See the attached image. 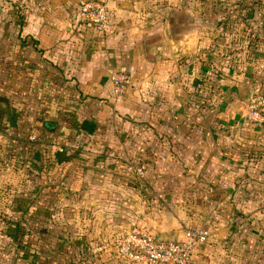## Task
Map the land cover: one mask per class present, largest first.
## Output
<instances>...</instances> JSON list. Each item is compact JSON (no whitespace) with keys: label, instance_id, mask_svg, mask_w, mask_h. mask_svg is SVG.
<instances>
[{"label":"crops","instance_id":"0c3cea01","mask_svg":"<svg viewBox=\"0 0 264 264\" xmlns=\"http://www.w3.org/2000/svg\"><path fill=\"white\" fill-rule=\"evenodd\" d=\"M2 6L9 8L0 11V179L21 171L40 185L42 214L54 203L71 224L81 217V253L94 255L95 245L136 221L182 239L191 224L185 212L146 217L137 197L97 174L109 162L94 160L96 149L111 146L103 129L109 114L127 124L151 119L164 142L158 148L168 154L151 160L167 167L158 175L160 196L189 185L205 201L207 219L217 215L197 264H264V223H236L247 212L263 216L254 202L253 190L264 188L252 174L256 163H249L247 183L224 170L243 167L250 144L253 155L264 153V129L244 117L248 99L264 93V0H118L109 4L103 34L80 23V0H0ZM115 74L131 81L121 98ZM146 89L154 105L142 113L136 97ZM114 131L110 137L127 127ZM101 136V144L79 145ZM137 157L132 163L146 167ZM257 165L264 175V157ZM186 168L194 175L182 177Z\"/></svg>","mask_w":264,"mask_h":264},{"label":"rangeland","instance_id":"374dc122","mask_svg":"<svg viewBox=\"0 0 264 264\" xmlns=\"http://www.w3.org/2000/svg\"><path fill=\"white\" fill-rule=\"evenodd\" d=\"M8 8L2 6L0 11H7ZM136 101L142 113L152 110L154 105L152 100H150L148 89L142 93L139 90ZM151 123L150 119L149 122L143 125L136 122L127 124L125 121L116 120L114 114H109V118L103 124V129L109 131L107 139L111 138V143L109 142L111 146L96 149L94 152L95 161L104 160L109 162L106 165V170H101L97 174H100L101 177L109 175L111 185L115 188H120L122 194L137 197L138 199L135 200V203L139 204L140 207L144 205L146 217H152L159 211L165 212V209L173 212L182 210L186 213L184 218L186 220L189 219V223H191L187 228L199 227L208 230V225H212L209 220L212 219V221L217 222V215L214 213V217L211 215L210 219H207V215L200 210L201 203L205 201L200 200L198 195H194L197 193L193 191L198 190V188L193 189L189 185L183 186L181 184L180 187L173 189V191H167L169 193H166L167 196L163 198L160 196V193L165 191L157 190L158 175H166L167 167L161 166L158 168V166L151 163V160L154 157L161 156L162 160H166L168 154H166V148H164L166 153L164 150L158 148L159 143L164 144V142L159 141V137L153 133L155 126ZM124 126L127 127V131L124 134L120 132L110 137V134L115 133L114 130L118 127L123 129ZM142 129H144V133H142ZM104 141H106V137L103 138L101 136L94 143L91 140L81 141L79 145L80 147L90 144L98 145ZM258 146L259 143L256 144V147ZM118 147L122 149L119 150ZM251 151L250 144V150L242 154L240 153V158H242L239 161L243 162L242 165L246 168L244 166H235L231 169L224 168V170L229 171L231 175L233 173L234 178H239L240 176L247 183L249 163L255 162L254 167L252 166L255 171L252 174L257 176V179L261 178L262 181H260L261 179L259 181L264 185L263 167L257 165V161L263 160L264 153L256 150V154L253 155ZM139 154L143 156L141 159L145 160L144 163L147 165V168L132 163L133 158L137 160ZM248 158H250L249 162L246 161ZM166 161L165 166H167ZM176 172L179 173L178 171ZM180 172L181 174H179L184 178L189 174L191 176L194 175V171H191L189 168L181 169ZM25 178H27L26 175H22L21 171H17L15 174L6 173L0 179V264H102V256L109 262L112 261V264H118L113 250L108 249L106 252H99V245H95L92 248L94 255L90 251L87 254L85 251L81 253L80 245L82 243L80 241L83 238L78 236L79 228H82L83 222L81 221V217L76 219L78 222L71 224V220L75 219L70 214L59 213L54 203L49 205V212L42 214L44 210H42L43 207H41L40 203V185L35 182L33 177ZM259 181L257 180L258 183ZM29 184L30 190L28 188ZM257 187L253 190H257L256 201H254L255 208L260 209V211H257L263 212V216H254V214L247 212V214L237 217L236 223L245 226L253 225V223L256 225L264 223V191L262 190L264 188L258 189ZM124 203L126 205L130 204L129 200H124ZM240 206H242L241 202ZM153 209L155 210L153 211ZM245 209L247 210V208ZM139 213H141V210ZM155 219L156 222H159L160 218L155 217ZM135 225L144 226L139 221H136L134 225L128 224L126 231L123 230L120 235H125ZM255 234L258 239L259 235L263 233L255 232ZM106 241L104 242L110 243L111 240ZM199 252L200 250L197 252V262ZM78 253L79 255L77 256Z\"/></svg>","mask_w":264,"mask_h":264},{"label":"built area","instance_id":"2783aa9c","mask_svg":"<svg viewBox=\"0 0 264 264\" xmlns=\"http://www.w3.org/2000/svg\"><path fill=\"white\" fill-rule=\"evenodd\" d=\"M118 0H80L79 21L91 26L98 34L107 31L110 22L109 4ZM116 97L121 98L130 79L122 74L111 77ZM244 117L252 127L264 129V93L250 97L246 103ZM208 233L199 227H190L182 239L173 242L157 240L149 228L135 225L125 234L114 238L98 248L99 252L112 249L122 264H197L196 252L208 241Z\"/></svg>","mask_w":264,"mask_h":264},{"label":"water","instance_id":"95a60500","mask_svg":"<svg viewBox=\"0 0 264 264\" xmlns=\"http://www.w3.org/2000/svg\"><path fill=\"white\" fill-rule=\"evenodd\" d=\"M157 240L162 241V242H173L178 240L177 238H169V237H165V236H158L157 235Z\"/></svg>","mask_w":264,"mask_h":264}]
</instances>
